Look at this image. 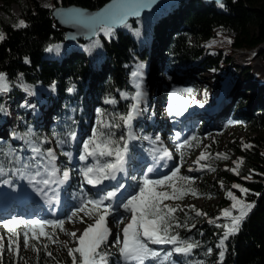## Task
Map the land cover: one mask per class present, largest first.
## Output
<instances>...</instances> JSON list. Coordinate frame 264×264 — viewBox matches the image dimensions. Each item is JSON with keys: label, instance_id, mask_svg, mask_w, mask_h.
I'll return each instance as SVG.
<instances>
[{"label": "trees", "instance_id": "16d2710c", "mask_svg": "<svg viewBox=\"0 0 264 264\" xmlns=\"http://www.w3.org/2000/svg\"><path fill=\"white\" fill-rule=\"evenodd\" d=\"M108 1L54 0L52 4H76L95 9ZM11 2L19 5L18 16H14L7 7ZM11 2H4L6 17H0V33L5 37L0 41V73L7 77L11 86V97L17 90H25V83L43 88L46 93L55 95L56 99L48 110L49 122L44 127L37 128L32 134L33 141L42 151L48 148L41 142L47 133L66 132L67 135L63 139L69 144V134L76 132L77 114L81 109L80 115L84 119H90L91 111L95 109L97 113L103 114L104 119L113 125H119L103 131L111 133L112 139L123 147L126 127L119 117L126 115L131 109L132 73L138 70L143 76H148L142 69V64H153L154 71H157L162 79L165 78L161 84L162 90L178 91L185 85L186 88H196L199 74L192 72L187 77L178 74V69L186 65L195 64L201 71L218 73L228 66H233L230 55L235 50H256L255 57L264 61V0H224V3L183 0L162 12L159 11L156 17H153V13H145L127 22L126 26L113 29L110 36L98 31L94 38L78 40L65 52L62 49L65 45L64 36L53 27L50 6L41 5L35 0H26L24 4L20 0ZM21 20L27 27H17ZM143 28L146 32H143ZM95 51L100 55V59L91 60ZM251 68L249 65L244 69L248 72L247 75L253 74ZM255 78L258 77L255 75ZM255 78L253 81H256ZM256 85L251 83L250 87H245V91H253ZM261 88L263 95L254 91L250 107L247 106L249 98L235 94L230 111L222 119L223 123L219 124L229 122L246 126L253 131L262 130L264 83ZM45 91L34 94L35 100H44ZM107 100H115V103H106ZM2 103L3 98L0 95V107ZM168 107L169 113L165 114L163 111L161 116L163 119L168 117L167 121H171V126L179 134V138H175L176 141L173 143L177 167L180 168L181 175L194 181L192 187L200 193L199 198L212 197L218 186L227 188L229 185L239 184L250 190L246 201L255 204L242 222L239 232L225 241L226 251L222 264H264V137L249 136L228 142L223 147V155L234 158L235 161H243L238 169L239 175L227 170L234 168L235 163L222 166L228 159L216 158L218 153H215L214 142L206 147L205 152L210 154L208 160L200 161L199 168L193 172L183 171V166L193 154L199 139L193 141L191 147L178 148L184 142L181 138V124L177 122V117H174L175 108L171 105ZM1 112L3 111H0V114ZM80 124L82 128L85 127L83 123ZM189 124L187 126L193 128L192 136L199 138L200 125L194 121ZM146 130V133L155 137L162 133L163 128L160 123L155 127L149 124ZM245 144L251 147L245 148ZM142 146L143 143L138 144L134 153ZM10 151L15 152L19 158L23 157L24 153L20 146H12L8 142L0 144V165L4 170L11 171L18 167V164L9 163L12 160L8 155ZM58 153L55 155L56 159H60V165L72 170L68 159L60 156V151ZM209 165L215 170L210 171L207 167ZM170 174L171 172L167 175ZM249 176L250 179H245ZM129 178L131 183H136L137 173L131 172ZM72 184L76 186L74 182ZM229 190L238 198L241 197L238 189L230 187ZM70 191L76 198L77 188L72 187ZM199 198L189 194L182 201H175L184 209L183 212L176 213L177 217L181 223H187L190 229L182 227L176 231L181 238L197 242L199 245L190 255H176V258L180 264H221L220 249L216 245L222 238L223 229L217 228L215 224H209L202 217H196L195 213L189 210L191 205H182L186 200ZM165 203L172 204L173 201L166 200ZM228 204L221 199L218 207ZM209 214H212V220L220 217L217 216L218 213ZM216 223L227 224L230 221L221 217ZM25 230L22 226L18 229L21 238ZM45 241L48 244L46 251L42 246H38L37 241H30L40 249L38 254L33 250L28 257L20 253L19 257L14 253L10 257L3 254V264H72L71 257L66 256L62 259L54 255L50 251L51 243L47 239ZM149 247L154 250L152 246ZM209 249L211 254H208ZM100 251L107 252L105 248ZM48 252L52 255L49 256ZM107 260V264H113L112 257L107 255Z\"/></svg>", "mask_w": 264, "mask_h": 264}, {"label": "rangeland", "instance_id": "374dc122", "mask_svg": "<svg viewBox=\"0 0 264 264\" xmlns=\"http://www.w3.org/2000/svg\"><path fill=\"white\" fill-rule=\"evenodd\" d=\"M11 2L14 0H0V17H6L4 12L6 4L4 2ZM22 4L26 3V0H20ZM37 3L44 6H57L52 4L54 0H35ZM4 7V8H3ZM7 7L10 8V12L14 16L20 14L19 5L15 2L8 3ZM164 11L161 10V12ZM158 14L153 13V17H156ZM143 32H146V29L143 28ZM68 47H73L72 45H64L63 52L66 51ZM256 50L243 51L235 50L230 55L233 66H228L225 69H222L220 72L215 73L211 71H201L196 67L195 64L186 65L178 69L179 76L187 77L192 72L199 74V77L196 80V88H192L193 92L191 94L182 93L174 90H162V82L165 79L161 75L157 74V71H154L155 66L153 64H142V69L146 71L145 73L148 76H143L141 72H138V75L132 78V88L133 96H136L137 93H141V97L138 103L137 114L135 119L132 121L131 125V136L133 138L129 139V129L126 128V139L127 141V157L129 160L128 167H132V159H135V169L138 171L137 182L131 186V192L125 197L122 201V204L130 198L131 195L136 194L139 191V186L142 184L145 177L150 180L163 179L161 174V169H155L149 167L151 160H153V154H155L159 144L167 147V152L171 155V159L165 157L162 162H169V169H172L174 166H178L176 159L173 158V141L176 136L175 131H171V121H167L168 117L165 119L162 118L161 112L165 114L169 113V105L175 108V117H179V123H184V126L187 127L188 123L194 121L195 124L200 125L201 134L197 145L194 147L193 154L189 156L188 160L183 166V171H189L192 169L193 172L199 168V165L196 163L197 158L202 152L206 151V147L210 145L211 142L216 143L215 153L222 154L224 152L223 147L233 140H238L251 136L264 137V128L262 130H251L246 126H239L234 123L225 122V124H219L222 122V119L230 111L232 107V99L235 94H242L247 100V106L250 107L253 102L254 96L252 95L255 91L259 95H263L262 85L264 83V61L255 57ZM100 59V55L95 51L92 53L91 60ZM252 66L251 73L245 72L244 69L248 66ZM235 66V68H233ZM201 72H200V71ZM255 75L258 78H255ZM254 78L256 81H253ZM138 79V80H137ZM220 80V81H219ZM251 83L257 84L253 91H245V87H250ZM185 89L187 86H183ZM10 90L6 93H0L3 98V103L1 107L4 109L0 114V144L8 142L12 146L22 147L23 153L20 157L21 162H28L32 157L30 144H35L32 139V135L29 138L28 133L32 134L37 128H42L47 124L48 121V110L52 107L53 102L55 101V95L51 93H46L43 88L37 87L35 85L25 83V90H17L15 94L11 97V86L9 85ZM45 91L44 100H35L34 94L38 92ZM176 92L177 95L173 97V93ZM162 98L163 100H160ZM137 103L132 99L131 106ZM262 102L260 101L259 104ZM145 104V105H144ZM82 110V109H81ZM80 110V111H81ZM80 111L77 114L76 128H75V139H71L69 135L70 142L69 144L63 139L67 135L66 132L59 133H47L46 136H43L42 143L47 146L48 149H52L55 154L65 157L64 159H69L70 163H73L76 170L75 178L77 179L81 191L86 183L84 177L81 175V168L85 167L86 164L90 165L94 163L92 158H89L86 162H81L79 160V155L82 153L83 143L87 141L91 135L94 128L99 127L98 121L103 119L106 122L108 120L104 119L95 109L91 111V118L84 119L80 115ZM179 111L180 114H177ZM23 116V117H22ZM82 118V120H81ZM83 123L84 128L81 124ZM161 125L163 131L156 137L146 133V129L149 124L154 127ZM223 123V122H222ZM190 125V124H189ZM183 132L184 139H188L191 135H188L186 128L181 129ZM167 133H170L167 134ZM87 135L89 136L87 138ZM58 140H64L65 143L58 145ZM143 143V146L139 148L136 153L134 150L138 144ZM74 148L78 151H74ZM45 150V151H46ZM170 150V151H169ZM20 153V152H19ZM18 153V154H19ZM71 154V158L67 155ZM21 154V153H20ZM21 156V155H20ZM158 156V157H157ZM155 156L156 159H159V155ZM60 159L55 160V166H60ZM80 162V164H79ZM234 158L228 157V160L223 162L222 166H228V163H234ZM141 163L140 165H138ZM167 164V163H166ZM151 168V173L154 175H149L148 169ZM19 169V171H14ZM34 173V169L30 170ZM5 175H0V190H2L3 197H7L12 193H17L20 191L34 190V185L29 182L27 179L28 172L21 168V165L18 164V167H15L13 170H5ZM23 173V174H22ZM9 181V183H5ZM17 181L20 185L13 186V182ZM24 183H20V182ZM128 181V178L124 179V182ZM8 184L12 185V188L9 190L6 189ZM28 186V187H27ZM39 186V185H36ZM43 187L42 185H40ZM232 185H229L227 188L218 186L215 189V194L211 198H199L194 200H186L182 205H191L195 206L198 210L207 214V216H201L205 221L213 218L212 214L209 213H218L217 216H221V213L224 210L231 209V200L228 198L227 193L230 191L229 188ZM90 199L88 196H85L83 193L80 196V200L76 202V206L68 205L69 213H66L65 217V229L67 232H76L77 237H79L83 230L88 226V224L93 223V220L88 219L83 213H80L79 216L74 217L72 221H69V218L72 216V213L80 206L82 199ZM100 196H98L99 199ZM224 199L229 204L224 207H218L219 201ZM105 205H107L105 203ZM113 207V206H112ZM73 208V209H72ZM235 213V212H234ZM233 213V214H234ZM236 214V213H235ZM130 213L124 212L123 208H120L118 211L112 212L111 215L107 217V227L110 230V235L107 238V242L102 245L101 249L105 248L107 250L106 255L112 257L113 264H125V261L119 255V246L117 245V238L120 240L123 239V228L128 222H130ZM15 213H12L10 216L4 219H0V237H3L4 244V255L10 257L13 253L8 252V243L10 239V233L7 229L3 228V223L12 219ZM211 216V217H210ZM223 218V217H222ZM83 219V223L81 220ZM227 219V218H225ZM43 221H58L54 218H41ZM30 221V220H27ZM123 221V223H120ZM46 231H52L51 229H46ZM31 235V233H29ZM58 238V243H51V252L59 258H65L68 256L67 248L63 247L64 244H67L68 247H74L75 244L72 239L66 235L64 232H61L59 229L55 230L54 239ZM11 239H16L11 237ZM46 238H41L38 242V246H42L46 243ZM47 244V243H46ZM20 245V254L28 257L31 255L32 248H25L23 245V238L19 237ZM155 251L161 253V257L157 259H148L145 261V264H161V260L164 255L172 251L171 245H152ZM15 248V245H13ZM100 249V250H101ZM176 255L184 254H173L168 258L164 264H180L179 260L176 258ZM190 255V254H188ZM78 256V254H77ZM108 261V260H107ZM135 264V262H131Z\"/></svg>", "mask_w": 264, "mask_h": 264}, {"label": "snow or ice", "instance_id": "6c2138e0", "mask_svg": "<svg viewBox=\"0 0 264 264\" xmlns=\"http://www.w3.org/2000/svg\"><path fill=\"white\" fill-rule=\"evenodd\" d=\"M149 3L155 2V0H148ZM148 7V3L144 0H114V3L107 9L102 11L96 16L85 17L82 13L75 14L78 17L80 23L86 27L98 29L105 33L106 36H110L113 31L114 25L126 26V21L129 16H139L140 11ZM71 15V14H70ZM17 27H27L24 21H19ZM4 35L0 33V41L4 39ZM230 42V41H229ZM49 51L51 48L48 49ZM133 77L138 75V72L132 73ZM10 90L7 77L4 73H0V93H6ZM72 89H69L71 91ZM182 93L191 94L192 89H180ZM177 95L173 93V97ZM141 97V93H137L132 99L137 103L131 106V109L126 115L119 117L123 125L129 129V139L131 136V125L137 114L138 103ZM127 98V97H125ZM106 103H115V100H107ZM4 109L0 107V111ZM177 114H180L179 111ZM103 116V114H100ZM99 127L94 128L91 137L83 143L82 153L79 155L81 162L88 161L92 158L94 163L81 168V175L87 184L97 186L107 179H115L116 173L124 170L125 155L127 153V141H124L123 147L120 146L119 142L112 139L111 133H106L104 129H110L113 126L119 127V125H113L111 122H106L101 119L98 121ZM29 138L32 133H28ZM70 138L75 139V134L70 133ZM179 138V134H177ZM123 140V137L121 138ZM196 136H192L186 139L182 144L178 146L179 149L185 147H191L193 141H197ZM65 143L64 140H58L57 144L62 145ZM32 157L28 162H21L20 158L16 156L15 152L10 151L9 156L12 160L9 163H17L21 165V168L28 172L27 179L34 186L42 185L43 187L38 188L39 192H43L44 188L49 187L51 184H62L69 177L67 170L63 171L62 178H57V173L60 171L55 166L56 155L52 149L42 151L41 147L37 144H30ZM245 148H250L251 145H244ZM69 158L71 154L67 153ZM164 157L171 159V155L165 151ZM107 158H112L111 160ZM210 154L202 152L197 158L196 163L200 161L208 160ZM217 159L227 160L228 157L223 154H217ZM181 159H183V153H181ZM235 167L227 169L232 171L234 174L239 175V167L243 163L242 160L235 161ZM210 171H214V168L207 166ZM34 169V173L30 170ZM14 171H19L16 169ZM152 171L151 168L148 169ZM192 171V169H189ZM6 172L4 167L0 165V175H5ZM23 174V173H22ZM251 177H245L250 179ZM9 183V181H5ZM194 183L191 178L181 175L180 168L176 167L170 175H166L163 179L150 180L147 177L144 178L142 184L139 186V191L136 194L130 196L125 203L121 206L124 212L130 213V222L123 228V239L117 238V245L119 246V255L125 261V264H145L148 259H157L161 257V253L153 250L149 247L152 245H172V251L168 252L163 256L161 264L173 254H184L188 255L192 250L198 247L197 242L190 241L188 239L181 238L180 234L176 229L188 228L187 223H181L176 213L183 212L184 209L180 204L175 201H182L186 195H192L193 197L199 198L200 193L192 187ZM234 189H238L241 193V197L238 198L231 191L227 193L228 198L231 200V209L224 210L220 217H216V220L223 218L229 219L230 223L217 224L216 220L209 219V224H215L217 228L223 229L222 238L216 245L220 249L219 259L223 261L224 254L226 251L225 241L230 236L235 235L239 232L240 226L248 213L255 207L254 203L246 201V197L249 194V189L242 187L239 184H233ZM169 189L171 191H169ZM258 195V194H256ZM86 196V194H85ZM116 196L115 191H109L106 195L101 196L99 199H82L80 206L72 213L69 221H72L74 217L79 216L83 213L88 219L93 220V223L83 230L82 234L77 237L76 232H67L64 225L65 221H43V220H30L23 221L18 219H12L3 223V228L7 229L10 233V239L8 243V252L13 253L19 257L20 245L19 228L26 229L23 231V245L25 248L31 247L33 251L39 253L40 249L35 244H31L30 241L39 242L40 239L46 238L50 243H58V238L55 237V230L59 229L68 235L74 242V247H68L64 244L63 247L67 248L68 256L72 259V264H107V255L100 251L102 245L107 242V238L110 235V230L107 227V217L112 214L111 203L105 205L104 201H111ZM211 198V197H209ZM173 201L172 204H166L165 201ZM190 211L195 213L196 217L207 216L206 213L196 209L194 206H190ZM237 214H233V213ZM187 215V213H185ZM83 219L81 223H83ZM123 223V221H120ZM193 227L195 225H192ZM51 229L52 231H46ZM31 233V235H29ZM15 237L16 239H11ZM3 237H0V264H3L4 244ZM15 245V248H13ZM42 247L46 251L48 244H43ZM51 256V252L47 253ZM78 254V256H77ZM208 254H211V249L208 250Z\"/></svg>", "mask_w": 264, "mask_h": 264}, {"label": "water", "instance_id": "95a60500", "mask_svg": "<svg viewBox=\"0 0 264 264\" xmlns=\"http://www.w3.org/2000/svg\"><path fill=\"white\" fill-rule=\"evenodd\" d=\"M180 1L183 0H155V2L152 3H149L148 0H144L145 3H148V7L143 8L140 11L139 16H129L126 23L141 17L145 13H157ZM204 1L224 3V0ZM113 3L114 0H109L101 7L95 9H89L76 4L52 6L50 9V18L53 27L63 34L65 45H73V43L78 40H88L94 38V36L99 31L98 29L86 27L84 24L80 23L78 17L75 14L82 13L85 17L96 16L105 9H107ZM122 26L123 25H114L113 29H118Z\"/></svg>", "mask_w": 264, "mask_h": 264}, {"label": "bare ground", "instance_id": "6f19581e", "mask_svg": "<svg viewBox=\"0 0 264 264\" xmlns=\"http://www.w3.org/2000/svg\"><path fill=\"white\" fill-rule=\"evenodd\" d=\"M89 40V39H88ZM128 160V157H127V155H125V162Z\"/></svg>", "mask_w": 264, "mask_h": 264}]
</instances>
